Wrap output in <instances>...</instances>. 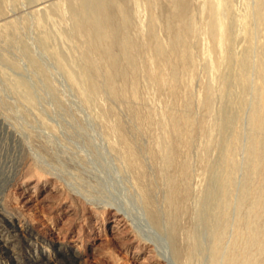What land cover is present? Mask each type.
I'll return each mask as SVG.
<instances>
[{
  "label": "rangeland",
  "instance_id": "374dc122",
  "mask_svg": "<svg viewBox=\"0 0 264 264\" xmlns=\"http://www.w3.org/2000/svg\"><path fill=\"white\" fill-rule=\"evenodd\" d=\"M216 4L0 0V264H211L229 167L218 264L244 244L247 221L264 225L251 211L264 201V127L251 123L264 24L257 0H228L219 42ZM247 49L250 87L223 95ZM249 252L264 264V248Z\"/></svg>",
  "mask_w": 264,
  "mask_h": 264
},
{
  "label": "bare ground",
  "instance_id": "6f19581e",
  "mask_svg": "<svg viewBox=\"0 0 264 264\" xmlns=\"http://www.w3.org/2000/svg\"><path fill=\"white\" fill-rule=\"evenodd\" d=\"M216 2H217V4L215 5L216 7L213 5V10H212V15H211L212 16L211 29H212V32L214 33V35L216 36L217 41L221 42V40H222L221 39V31H223L224 29L227 30L229 28L227 26L231 27V23H228L229 25H224L223 23H220V20H218V18H217V15H218L217 8H222V10H224V9L228 8L229 4H228V0H216ZM213 4H215V3H213ZM256 10L257 11L253 15V17L255 18V20L257 21L258 24H264V0H257ZM98 25H100V24H98ZM90 30H92V29H90ZM99 37L102 38L103 37L102 34H99ZM247 50H246L245 56L239 61V64H238V67H237L238 70L236 71V74L232 75L230 77H223L222 79H220V82H221V84L223 85V88H224L223 95H225L224 93L228 92L229 89H231L233 85H235V86H237L239 88L241 94L247 88L250 87L249 86L250 85L249 70L251 69V65H250V62H249V49H247ZM258 75H259V78L261 80V85L256 90V94H254V95H256L257 104L255 105V108L252 111L251 123H252L253 127L256 130H261L264 127V48H263L262 60L260 62V67H259V70H258ZM27 100L30 101L28 95H27ZM230 106H232V103H231ZM220 120H221V123L223 124V126H222L223 130L225 131L226 129H224V127H227L229 122H230V117H229V111L228 110H223V111L220 112ZM220 127H221V125H220ZM235 140H236V136L234 135L233 138H232V142H235ZM260 145H261V143L258 142L257 140L253 139L251 141V151H252V156L254 158L252 167H253L254 170L255 169L257 170L259 167L263 166L262 163H261V161H262V156L261 155L262 154H260V152H262V150H261V146ZM231 148H230V150L228 149V153L231 152ZM226 152H227V150H225V152L223 154V158H226V159H224V161L227 160L228 164H230L231 158H230L229 155H227ZM2 154H3V152H2ZM226 164L227 163L225 162L224 169H225V167H227ZM1 171H2V169H1V165H0V174H1ZM223 174H225V175H222L223 177H221L219 180L217 178V182H216V184H217L216 186H217V190H218L217 195L219 194V196H216V197L220 200V203L218 204V208H217V210H218L217 211L218 212L217 216H218L219 222L221 221V223H220V225L218 226L217 229H214V232H213V248H212L211 252L213 253L212 255L214 257H212V258H214V260H212L213 263H211V264H218L217 255H219V253H220V243H221V240H222V237H223L224 227H225V223H226V215H225L224 207L226 205V202L228 203V201L225 202V199H226V197L229 199V197L226 196V195L230 191V190L227 191L228 193L226 194V188H227V185H230L229 183L231 182V178H232L231 175L233 174L232 173V169L229 167L228 171L227 172H223ZM220 176H218V177H220ZM229 187L230 186H228V188ZM213 192L214 191L211 190V189H208L206 191V199H208V201H209L210 198L215 197V192L214 193ZM260 192L261 191H258V194ZM242 193L243 192H241V194ZM30 199H32V197H30L29 200L28 199L25 200V203H29ZM217 202H218V200H217ZM256 210L258 212H260L261 214L262 213L264 214V201L260 200V196H258V199H256L251 204V211H256ZM213 211H214V209H213ZM244 219H245V217H244ZM122 222H123L122 219L113 220L112 228L114 229V231H112L111 234L115 233L116 236H121V235H123L125 233V229L123 228L124 226L122 227V225H124V224ZM247 224H248V232L244 236L245 237L244 244L240 245L239 247H236V253L233 256L228 257L225 260V262H224L225 264H249L251 262V260H252V256H251V254L249 252V248H251L254 245H256L259 250H262L264 248V244H263V242L261 240V235L264 232V225L263 226H257L256 223L249 222V221H247ZM242 225H243V223H242ZM238 236L241 237L242 236L241 233H238ZM0 249H1V247H0ZM149 255L151 256V254H149ZM152 257H153V255H152ZM138 264H154V262L151 260L150 257H148V258H145L144 260H142Z\"/></svg>",
  "mask_w": 264,
  "mask_h": 264
}]
</instances>
